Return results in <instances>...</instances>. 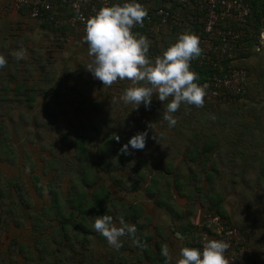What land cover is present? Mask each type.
Listing matches in <instances>:
<instances>
[{"label": "rangeland", "instance_id": "374dc122", "mask_svg": "<svg viewBox=\"0 0 264 264\" xmlns=\"http://www.w3.org/2000/svg\"><path fill=\"white\" fill-rule=\"evenodd\" d=\"M13 2L0 0V54L7 61L0 68V260L51 264L48 252L60 240L61 218L45 211L53 199L50 190L59 197L61 215L78 222L83 217L76 202L96 200L93 192L99 187L96 197L114 221L123 201L138 202L144 218L162 216L164 226L172 221L194 228L217 212L213 203L221 199L229 223L248 235L244 264H264V34L251 56L236 62L249 72L247 95L233 103L208 99L202 107L182 103L170 128L155 93L147 108L141 103L134 109L119 100L131 81L103 86L93 78L85 68L91 58L79 32L43 28ZM181 21L183 30L176 36L170 27L157 35L163 40L158 55L180 33H193L185 18ZM20 48L25 56L17 60L11 53ZM142 131L147 132L144 149L121 151ZM78 142L86 147L83 161ZM147 189L165 206H158ZM96 210L86 231L68 227L62 243L67 245L57 257L65 258L68 246L81 252L89 236L98 234L92 229L100 214ZM193 240L189 234L180 242L186 247ZM42 246L41 258L36 248Z\"/></svg>", "mask_w": 264, "mask_h": 264}, {"label": "clouds", "instance_id": "9594fccd", "mask_svg": "<svg viewBox=\"0 0 264 264\" xmlns=\"http://www.w3.org/2000/svg\"><path fill=\"white\" fill-rule=\"evenodd\" d=\"M74 7L79 13L78 6ZM147 14L148 10L138 0H124L101 7L86 19L82 17V40L86 42L87 54L91 58L85 68L103 86H111L118 79L131 81L132 86L124 89L119 100L124 104H133L134 109L141 103L147 108L155 93V97L164 105L162 119L171 128L176 124L173 113L182 103L202 107L205 102L207 85L195 82L198 74L190 69V61L200 56L202 48L199 38L185 31L160 55L149 58L150 41L132 31L134 25H142ZM25 51L20 48L11 54L20 60L25 56ZM6 63L5 56L0 54V68ZM146 137V131L137 132L122 146L121 151L127 153L129 148L144 149ZM92 229L116 250L122 247L121 237L127 236L133 243L138 242L136 225L127 223L123 217L114 222L111 215H98ZM227 248L225 241L216 239H209L202 249L182 247L177 264H228L225 258ZM160 254L167 261V244L161 245Z\"/></svg>", "mask_w": 264, "mask_h": 264}, {"label": "built area", "instance_id": "2783aa9c", "mask_svg": "<svg viewBox=\"0 0 264 264\" xmlns=\"http://www.w3.org/2000/svg\"><path fill=\"white\" fill-rule=\"evenodd\" d=\"M60 0H16L15 8L21 9L31 6L29 13L33 20H40L50 12L57 11ZM73 10V16L68 20L71 27H77L84 34V20L94 15L101 7L111 6L114 0H61ZM165 6L155 8L158 22L148 15L150 23L158 27L167 26L175 21L167 10L174 3L198 10L200 30L196 36L199 38L202 54L200 63L213 72L202 83L207 85L206 96L208 100L232 102L248 91L249 72L236 64L238 40L243 36L241 28L251 13L250 5L245 0H161ZM74 5L79 8L77 13ZM56 25V24H55ZM180 25V24H179ZM204 221L194 227L196 233L192 245L202 249L209 239L223 240L228 244L225 258L228 264H244L248 255V241L241 230L230 224L218 213H210Z\"/></svg>", "mask_w": 264, "mask_h": 264}, {"label": "trees", "instance_id": "16d2710c", "mask_svg": "<svg viewBox=\"0 0 264 264\" xmlns=\"http://www.w3.org/2000/svg\"><path fill=\"white\" fill-rule=\"evenodd\" d=\"M147 1L148 0H138V2L141 3L143 6L147 3ZM149 1H151V0H149ZM245 1H247L249 3L250 8H251V13L248 16L246 23L241 27L244 30V34L238 40V49L236 51V53H237L236 60L237 61L243 60V59H248L251 56L252 49L254 48L255 45H257V37L261 33H264V0H245ZM14 2H16V0H14ZM14 2H13V4H14ZM122 2H124V0H114L113 4H118V3H122ZM161 5L165 6L163 3ZM56 9H57V11H53V12L51 11L50 12V15L54 16V18H55L54 22L50 21L49 14L44 15L40 20L38 19L39 21L42 22L43 28H47L48 30H51V31L54 29H56V30L58 29L65 34H67L68 32L77 31L80 33L79 35H82V36L84 35L79 30V28L71 27L70 23L68 22L69 18L71 16H73V10L69 7V5H67L66 3H63L60 0V1H58V7ZM167 10L172 14V16H173L172 19L180 22L181 24H183V22L181 21L182 18H185V20L187 22L186 24H188L189 26H191V28H193V33L195 35L200 30V23L198 21V17H199L198 10H194L190 7H185V6L177 4V3H174L173 5H171V7ZM18 11L21 14L22 13L28 14L31 11V6H25L21 9H19ZM148 15H151L152 18H154L158 22V17L155 15V9L150 10V11H148L147 16L143 19L142 25H134L132 28V31L135 33H139L140 35L145 36L150 41V47H149V51L147 53V56L149 58H155L158 55V53L160 52L158 49L159 42L163 41V40L157 39V35L160 34V31L162 30V28H164L163 30H165V29L170 27L169 28L170 31L173 32V34L176 36L177 32H179L181 29L183 30V26H181V28H180L179 24L170 22L169 25H167V26L158 27L157 24L150 23L148 21V19H147ZM192 16L195 18L194 21L192 19L193 18ZM201 54H202V52H201ZM201 54H200V56L196 57L194 60L190 61V69L198 74V80L195 81L198 84H202L208 78V76L210 74H212V72H213L212 69H209L206 66L202 67V64L200 63ZM241 67H243V66H241ZM243 68H245V67H243ZM246 95L247 94H245L244 96H246ZM241 97H243V96L237 97V99H235L233 102H237ZM204 101L209 102V100H207L206 98H204ZM224 103H228V102H224ZM78 147H79V151L81 153V160L83 161L85 159L86 147L83 145L82 142H78ZM207 149L208 148L206 146H204L203 151L208 153ZM201 153H202V151L196 152L197 157H200ZM10 157L11 156L8 154L7 158H10ZM190 157H193V152L191 153ZM0 158H1V156H0ZM47 162H49V160ZM210 164H213L212 161L210 162ZM35 180H37V179H35ZM82 183L84 184V186H86L87 180L86 179L82 180ZM137 188H139V185L133 186L134 190ZM36 189L40 191L41 187L39 185H37ZM50 191L53 194V199H52L51 205L48 208H46L45 211L54 212L55 216H57L58 218H61V219L59 220L58 225H57V230L59 232L60 240H54L55 245L53 247H50V251L48 252V255L49 256L51 255L50 256L51 259L49 260V262L51 264H69V262L74 261L75 264H80L82 262H79L77 258L81 255H84L83 254V249L85 248L84 245L81 248V250H82L81 252L80 251L74 252L75 250H72V248L70 246H68L69 250H67L66 257L65 258L57 257V256H59V253L62 252V250H63L61 248V246H63L62 243L65 242L66 238L68 237V233H69L68 227H70V226L72 227L74 225L75 229H78V231H80V230L86 231L87 230V224H85V223H89V219L91 217L90 215H92L95 212V211H92V209L96 207L97 208L96 211L100 213L99 215H102V214H107L105 211L108 208V206H106L104 204V202L102 200H100V196L96 197V196L100 195L99 187H98V189H96L93 192V197L96 200H93V199L88 200V199H85L84 197H80L79 201L76 202V204H75V208H77V210H79V213H80L79 217L80 216L83 217L81 219L84 221V223H83V225L82 224L78 225V223H80L82 220L77 222L78 219L76 220V218H74V220H72L71 216L61 215L62 210H61L60 202L58 201L59 197L56 196V194H57L56 192L54 193L52 190H50ZM147 193L152 199H154V201L156 202V204L158 206H160V207L165 206V204H162V202L158 201L157 198H154V194H152V192L149 189H147ZM0 195H1V193H0ZM220 203H221V199H218L216 203H213V206L217 207L216 213L220 214L224 219L227 220L228 219L227 215L222 210H220L221 209ZM167 207H169V206H167ZM118 213H121V212L119 211ZM141 213H142L141 209H140V213L137 209L136 210L133 209V211L131 212V214H133V217L134 216L137 217V214H138V216H142ZM107 215H109V214H107ZM111 216L113 217V215H111ZM172 216L176 217V214L173 213ZM177 218H180V216H177ZM73 221H74V224H73ZM75 221L77 222L76 224H75ZM138 225H139V227H141V225H145V224H141L139 222ZM72 228H74V227H72ZM192 228L193 227L190 224L187 227L183 226V229H185V232L182 231V234L186 237H188V235L190 234V237L195 239V236H194L195 231H194V228L193 229ZM138 231H141V230L139 229ZM187 232H190V233L187 234ZM241 232L245 237L248 236L243 230H241ZM86 240H87V237H85V241ZM141 241H145V240L141 239ZM66 245H64V246H66ZM189 245L190 246H188V247L195 248L192 244H189ZM140 249L144 253V248H140V246H137L135 248V250H140ZM36 252H37L38 256H40L42 258L41 254L43 252V246L41 249L36 248ZM72 252H74V253H72ZM11 258H10V260H11ZM125 261H126V259H123V257L120 256V260H118L117 262H115V260H112L109 264H126ZM11 262H12V260L9 261L8 263H6L5 261L3 263V261L0 260V264H11Z\"/></svg>", "mask_w": 264, "mask_h": 264}, {"label": "crops", "instance_id": "0c3cea01", "mask_svg": "<svg viewBox=\"0 0 264 264\" xmlns=\"http://www.w3.org/2000/svg\"><path fill=\"white\" fill-rule=\"evenodd\" d=\"M162 3L163 2L161 0H148L144 7L148 11H150L161 6ZM138 204V202L131 203L123 201V203L121 204L122 207L120 209L121 213H118V216H116L117 218L123 217L127 223L136 225V238L138 241L137 243H133L132 240H130L127 236L121 237L120 239L122 241V247L116 250L109 246L106 242V239L98 233L97 235L89 236L88 244L84 245V247L86 248L83 249L84 255L79 256L77 259H80L79 261L83 264H109L112 260H115V262H117L118 260H120L121 256L123 257V259H126V264H175L176 257H178L177 260L179 259L180 248L185 247L182 246L180 242L181 237H183L185 240L187 238L182 234V231L185 232V229H182V224H178L177 226H175L174 222L170 221L168 225L164 226L165 224L160 219L162 216H158L157 218L154 214L150 215L148 218H144L145 208H141V205ZM137 207L141 209L142 216H138L137 214V217H133V214H131V212L133 211V209L136 210ZM142 209L144 210V214ZM176 220L178 221L179 219L176 218ZM139 222L145 225H141V227H139ZM189 224L190 223L186 224L184 227H187ZM159 225L161 226L160 230ZM139 229L141 231H138ZM16 233L18 235H23L22 233ZM178 233L179 235H177ZM96 237H98V241L96 240ZM141 239L145 241H141ZM162 244H167L169 248V257L167 261L160 254V248ZM175 245L177 246V248L174 250L173 248L175 247ZM137 246H140V248H144V253L141 251V249L135 250ZM108 249H110V253L107 252ZM176 252L178 253L176 254Z\"/></svg>", "mask_w": 264, "mask_h": 264}]
</instances>
